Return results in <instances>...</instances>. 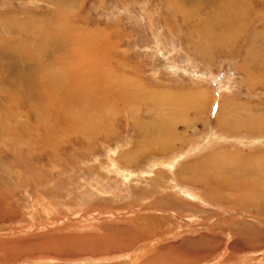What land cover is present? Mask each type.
<instances>
[{
  "label": "rangeland",
  "instance_id": "374dc122",
  "mask_svg": "<svg viewBox=\"0 0 264 264\" xmlns=\"http://www.w3.org/2000/svg\"><path fill=\"white\" fill-rule=\"evenodd\" d=\"M262 1L0 0V264H264Z\"/></svg>",
  "mask_w": 264,
  "mask_h": 264
},
{
  "label": "bare ground",
  "instance_id": "6f19581e",
  "mask_svg": "<svg viewBox=\"0 0 264 264\" xmlns=\"http://www.w3.org/2000/svg\"><path fill=\"white\" fill-rule=\"evenodd\" d=\"M237 0H231V2H236ZM247 1V0H246ZM229 2V1H228ZM262 2H264V0L262 1ZM238 3H240V2H238ZM222 4V3H221ZM257 4V3H256ZM260 5V4H259ZM239 9V8H238ZM242 9V8H241ZM224 11V10H223ZM248 11V10H247ZM242 12V11H241ZM243 15H244V13H243ZM240 17H241V15H240ZM240 17H239V19H240ZM243 17H245V16H243ZM247 17H245V19H246ZM230 22H231V20H230ZM241 22V21H240ZM226 23H228V22H226ZM237 23H239V22H237ZM242 23V22H241ZM240 23V24H241ZM229 24V23H228ZM232 25V24H231ZM242 26V25H241ZM214 28V27H213ZM228 29H229V26H228ZM218 30V29H217ZM233 31V30H232ZM231 31V32H232ZM236 31V30H235ZM234 31V32H235ZM218 32V31H217ZM237 34V33H236ZM239 34V33H238ZM216 37V36H215ZM211 41V40H210ZM259 41V40H258ZM217 42V41H216ZM221 44V43H220ZM224 49V48H223ZM85 54V53H84ZM83 55V54H82ZM77 58H78V56H76ZM80 59H81V57H80ZM86 61V60H85ZM75 64V63H74ZM76 64H79V69H77V71H79L78 72V74H76V75H78V77H76L75 76V80L74 79H71V82H74L75 83V85H73L72 87H71V85H70V87H67V88H65L64 90H60V92H58V93H56L57 95H56V98L54 97V95H52L51 94V96L50 95H48L47 97H48V103H46L47 105H51V104H53L54 102H56V105H57V107L58 108H61V105H62V103H64L63 105H64V107L63 108H61V109H59L58 110V108H57V112L56 111H52L53 113H52V115H48L47 117H51L52 116V121L50 122V125H52V127H53V124L55 125V128H56V124H58V122H60V117L59 116H62V110L63 111H65V108L67 109V111H68V108H69V104H68V101H70V98H71V101H73V106H75V107H77V109L79 108L80 109V111L82 110V111H85V110H94V109H92V108H94L95 106H98V101H96L95 99H97V97H95V98H91L92 99V103H88V102H85L84 101V99H86V98H83V97H88V95H85L84 96V94L82 93V92H84V93H86L87 92V90L88 89H90V91H91V93H93L94 95H97V92H98V89L99 88H97V87H99L98 85H99V83H100V78H102V81H103V77H101L99 74V68H97V70L95 71V69H94V66L92 67V65L89 63V62H84V61H82V62H80V61H78L77 59H76ZM109 67V66H108ZM88 70H92L93 71V73L92 74H94L92 77H87V78H84V76H85V74L88 72ZM104 70V69H103ZM75 71V70H74ZM107 74V73H106ZM67 75H68V73H67ZM81 75H83L82 77H81ZM69 77H71V76H69ZM116 77V76H115ZM123 77V76H122ZM116 80V79H115ZM106 82V81H105ZM111 82V81H110ZM109 82V83H110ZM112 82H113V80H112ZM116 82V81H115ZM117 83V82H116ZM120 83V82H119ZM49 84V83H48ZM68 84V83H67ZM72 84V83H71ZM104 84V83H103ZM106 85H107V82L105 83ZM105 85V86H106ZM112 85V84H111ZM110 85V86H111ZM122 85V84H121ZM58 86V85H57ZM104 86V87H105ZM127 86H128V84H127ZM126 86V87H127ZM43 87H45L46 89L48 88V85H44ZM50 87H51V85H50ZM49 87V88H50ZM53 87V86H52ZM102 87V86H101ZM108 87V86H107ZM130 87V86H129ZM42 88V87H41ZM115 88V87H114ZM120 88V87H119ZM132 88V87H131ZM43 89V88H42ZM52 90L54 89V88H51ZM57 89V88H56ZM110 88H108V90H109ZM55 90V89H54ZM100 90V89H99ZM120 90V89H119ZM62 91V92H61ZM144 91V90H143ZM42 93V92H41ZM45 93V92H44ZM89 93V92H88ZM117 93H119V92H117ZM70 96L71 95V97H68V95ZM90 94V93H89ZM46 95V94H45ZM108 98L107 99H109L110 97L107 95V94H105ZM121 95V94H120ZM72 96H73V98H72ZM83 96V97H82ZM115 96V95H114ZM113 96V97H114ZM118 96V95H117ZM116 97V96H115ZM120 99H121V96L119 97ZM111 99V98H110ZM114 99H116V98H114ZM47 100V99H46ZM97 100H100V99H97ZM103 100V99H102ZM119 100V99H118ZM149 100V99H148ZM110 100H108V101H106V102H109ZM112 101V100H111ZM114 101V100H113ZM120 101V100H119ZM57 102H59V103H57ZM101 102V101H100ZM105 102V103H106ZM72 103V102H71ZM102 103V102H101ZM108 105L110 104V102L109 103H107ZM116 105V104H115ZM37 106H39L38 104H37ZM103 106V105H102ZM105 106H107V105H105ZM46 108V107H45ZM48 108V107H47ZM46 110V109H45ZM76 110V109H75ZM101 110H102V108H101ZM100 110V111H101ZM73 111V110H72ZM50 112V111H49ZM29 113V112H28ZM48 113V112H47ZM51 113V112H50ZM60 114V115H59ZM79 114V113H78ZM89 114V113H88ZM83 115V114H82ZM98 115V114H97ZM65 116V115H64ZM85 117V116H84ZM45 118V117H44ZM61 118H64L63 116L61 117ZM100 118V117H99ZM96 119V118H95ZM41 120V119H40ZM93 120V119H92ZM97 120V119H96ZM47 121V120H46ZM63 121H64V119H63ZM62 121V122H63ZM94 121V120H93ZM66 122V127L65 128H67V131L69 132V131H73L75 128H78V127H81L80 129L82 130V127H84V125L86 124V122L83 120V118H81V117H78V118H74L73 120L70 118V120H66L65 121ZM47 123V122H46ZM45 128V130H46V126L44 127ZM50 128V130L52 129L51 128V126L49 127ZM104 128V127H103ZM79 129V130H80ZM76 130V129H75ZM74 132V131H73ZM76 132V131H75ZM87 132V131H86ZM67 133V132H66ZM89 133V132H88ZM50 134H51V132L50 131H48V136H50ZM52 134H53V132H52ZM53 136V135H52ZM50 138V137H49ZM44 140V139H43ZM79 141V140H78ZM78 143V142H77ZM79 143H80V141H79ZM168 146V145H167ZM164 149V148H163ZM162 151V150H161ZM55 152V151H54ZM262 158V157H261ZM204 182V181H203ZM240 235V234H239ZM202 253V252H201ZM184 261V260H183Z\"/></svg>",
  "mask_w": 264,
  "mask_h": 264
}]
</instances>
